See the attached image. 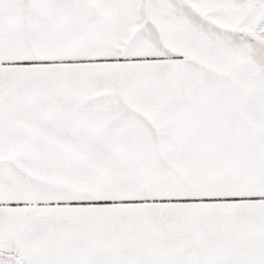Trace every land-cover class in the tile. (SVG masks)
<instances>
[{
  "label": "snow or ice",
  "instance_id": "1",
  "mask_svg": "<svg viewBox=\"0 0 264 264\" xmlns=\"http://www.w3.org/2000/svg\"><path fill=\"white\" fill-rule=\"evenodd\" d=\"M0 264H264V0H0Z\"/></svg>",
  "mask_w": 264,
  "mask_h": 264
}]
</instances>
